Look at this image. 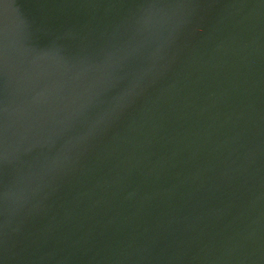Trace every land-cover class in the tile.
Here are the masks:
<instances>
[{"label":"water","instance_id":"1","mask_svg":"<svg viewBox=\"0 0 264 264\" xmlns=\"http://www.w3.org/2000/svg\"><path fill=\"white\" fill-rule=\"evenodd\" d=\"M0 264H264V0H0Z\"/></svg>","mask_w":264,"mask_h":264}]
</instances>
